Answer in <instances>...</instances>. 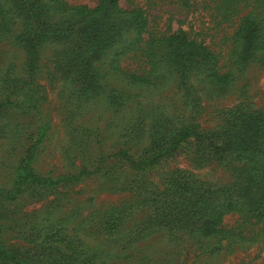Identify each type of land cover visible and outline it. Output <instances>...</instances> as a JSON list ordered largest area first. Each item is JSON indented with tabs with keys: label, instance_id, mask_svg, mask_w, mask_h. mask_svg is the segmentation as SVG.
<instances>
[{
	"label": "rangeland",
	"instance_id": "rangeland-1",
	"mask_svg": "<svg viewBox=\"0 0 264 264\" xmlns=\"http://www.w3.org/2000/svg\"><path fill=\"white\" fill-rule=\"evenodd\" d=\"M60 1L68 9L101 2ZM0 2V99L20 101L14 92L21 85L36 95L22 108L0 111V186L12 185L31 145L36 153L30 166L41 174H67L92 162L121 166L4 201L5 246L25 252L47 234L72 248L62 251L65 256L87 258L86 264H264V0H117L121 10L137 11L144 20L140 40L118 59L112 50L75 57L61 35L32 52L31 31L41 18L83 20L53 0ZM249 22L256 30L254 50L244 57L239 31L251 32L242 28ZM129 30L125 36L132 40L139 29ZM181 31L210 50L216 75L200 66L180 81L164 57L146 54L152 44L159 49L158 39ZM83 56L88 65L80 73ZM154 68L158 72L149 73ZM133 73L149 83L129 84L126 74ZM187 124L198 136L155 165L122 170L110 156L127 149L142 158L161 126ZM196 191L206 203L191 197ZM227 201L231 209L215 231L201 235L206 204ZM256 205L259 212L251 209Z\"/></svg>",
	"mask_w": 264,
	"mask_h": 264
},
{
	"label": "trees",
	"instance_id": "trees-1",
	"mask_svg": "<svg viewBox=\"0 0 264 264\" xmlns=\"http://www.w3.org/2000/svg\"><path fill=\"white\" fill-rule=\"evenodd\" d=\"M53 2L55 7H58L62 11L70 12L68 14L70 17L83 20V22L73 24L75 19L57 18L53 15L54 22H49L46 18H41V20L36 23V28L31 31L32 40H36L35 44L31 43L29 46L32 52L38 53L39 49L36 51V44L47 42L48 40L46 39L51 36L61 35L68 40L70 49L75 57H78L80 52L81 55L85 52L89 54L92 52V55L95 56H107V51L112 50L114 51L116 59H118L122 54H125L131 49L133 41L140 40V33L144 20L137 11L125 12L121 10L117 6V0H101L100 4L92 9L83 6L68 9L62 6L64 3L60 0H53ZM2 13L3 4L0 2V14ZM49 13L50 12L46 11V15ZM126 13H129L130 18L125 17ZM37 17L39 16L36 15V18ZM133 26L139 29V31L135 34L136 37L131 40V37L126 38L125 34L130 31L129 29ZM253 27V24L249 22L243 25L242 28H248L251 32L239 31V36L243 37L242 47L239 53L243 54L244 57H248L251 51L254 50V45L252 44L255 40L256 30H254ZM1 28L2 26L0 25V33L2 32ZM249 36H251V38H248ZM157 42L159 43V49H155L152 44L150 50L146 54L151 56L160 54L164 57V63L165 65L167 64L166 67L169 68L168 66H170L173 69L171 71L175 74V78L180 81L186 80L189 74L200 66H207L205 69L206 71L211 67L213 75H216L213 70V56L210 50L202 43L190 39L185 32L181 31L165 35L163 38L158 39ZM83 59L84 60L81 62L82 66L77 68L80 73L84 71L88 65L89 58L83 56ZM152 65H157V63H153ZM155 71L158 72V69L154 68L150 70L149 73H154ZM126 76L129 80V84L137 83L144 85L149 83L147 77L143 75L133 73L132 76L130 74H126ZM15 77L19 80L18 76ZM154 78H156V76H154ZM15 89L16 91L14 94L18 97L21 96L20 101L17 98L12 99V97L0 99V111L22 108L26 103L36 98V95L32 94L30 89L25 85H21ZM242 115L250 116V114H246L245 112H242ZM256 121L259 123L262 122L260 120ZM73 130L80 131L76 126ZM83 130L85 131L86 128H83ZM159 132L160 136L156 138L154 144L150 143L145 148V156L143 152L142 158L135 159L127 149H120L110 156L114 157L115 161H119L120 164L123 165L122 170L149 167L157 164L164 157L171 156V154L176 152L187 139L192 136H198L197 131L190 124L180 125L177 128L171 129H167L166 127L162 129L161 126ZM85 143V145H88L87 141H85ZM35 153L36 146H29L25 156H23L17 164L12 185L7 188L0 186V210L4 201L15 200L24 192H28L30 194L29 196L35 197L49 190L55 191L58 186L76 182L83 176H91L97 173L105 174L110 173V171L116 172L118 169H121V166H118V168L114 170L110 167L105 168L102 166L97 168L94 162H92L90 163L92 165L86 164L75 172L51 176L38 173L31 168L30 164L35 158ZM103 160H101V164ZM193 195H195L196 202L201 199L199 204L206 203L207 197L203 195V193H201V198L198 199L197 191L192 194L191 197H193ZM227 202V205L218 204L213 206L212 204H206L208 206L204 208L205 218L198 221V231L201 235L207 236L215 231V226L220 222L223 211L231 209L232 202ZM251 209L255 212L261 210L258 205L251 207ZM111 230L114 231L115 227L113 226ZM33 246V248L24 252L18 248L5 246L0 238V264H72L74 261L76 263L81 262V264L89 263L86 262L87 258L79 260L72 255L68 257L65 256L62 252L63 250L70 252H73V250L72 248L63 247L60 242L55 240V236L49 239L46 234L45 238H42L39 243L33 244Z\"/></svg>",
	"mask_w": 264,
	"mask_h": 264
}]
</instances>
